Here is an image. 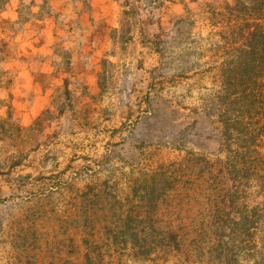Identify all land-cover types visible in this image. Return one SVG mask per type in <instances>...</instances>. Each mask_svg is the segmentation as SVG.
Masks as SVG:
<instances>
[{
	"label": "rangeland",
	"instance_id": "rangeland-1",
	"mask_svg": "<svg viewBox=\"0 0 264 264\" xmlns=\"http://www.w3.org/2000/svg\"><path fill=\"white\" fill-rule=\"evenodd\" d=\"M23 1L20 19L0 0V264H254L264 192L229 193L214 165L224 0H122L107 47ZM153 183L155 223L181 243L144 257L109 229L147 210Z\"/></svg>",
	"mask_w": 264,
	"mask_h": 264
},
{
	"label": "trees",
	"instance_id": "trees-1",
	"mask_svg": "<svg viewBox=\"0 0 264 264\" xmlns=\"http://www.w3.org/2000/svg\"><path fill=\"white\" fill-rule=\"evenodd\" d=\"M43 1L35 13L40 18L53 11L51 0ZM10 2L3 0V7H9ZM23 2L21 0L18 6L20 19ZM34 2L31 0L27 5ZM223 5L221 14L228 15L230 21L224 46L226 55L220 66V90L214 98V113L219 129V146L224 155L214 165L226 180L229 193L252 183H257L260 191L264 192V154L259 149L264 137V0H224ZM100 79L97 94L102 92ZM66 88L69 94L70 89ZM168 184L172 186L170 181ZM162 189L166 190L165 187ZM162 193L153 183L146 196L148 205L145 212L139 209L126 213L121 211L109 229L116 244L122 243L126 247L130 244L137 255L144 257L158 248H180L179 234L171 227L159 228L155 223L154 212ZM230 219L231 230L242 225L247 231L252 221L247 213ZM254 259V264H264V253ZM222 264L230 262L222 260Z\"/></svg>",
	"mask_w": 264,
	"mask_h": 264
},
{
	"label": "crops",
	"instance_id": "crops-1",
	"mask_svg": "<svg viewBox=\"0 0 264 264\" xmlns=\"http://www.w3.org/2000/svg\"><path fill=\"white\" fill-rule=\"evenodd\" d=\"M20 2L21 0H11L9 5L18 6ZM43 2V0H35L39 9ZM50 4L53 14H61L67 18L69 25H66V28L74 27L62 34L78 35L83 45L90 47L92 44L99 46V39L102 38L105 39V44L102 43L100 46L107 47L106 39L112 28H116L118 24L123 2L122 0H51ZM103 29L108 31V36L103 33ZM75 49L80 47L71 48L76 53Z\"/></svg>",
	"mask_w": 264,
	"mask_h": 264
}]
</instances>
